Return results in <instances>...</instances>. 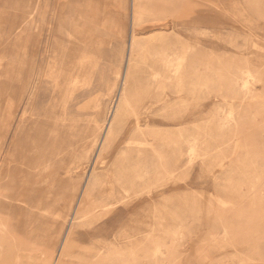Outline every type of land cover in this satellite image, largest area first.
<instances>
[{"label": "rangeland", "instance_id": "374dc122", "mask_svg": "<svg viewBox=\"0 0 264 264\" xmlns=\"http://www.w3.org/2000/svg\"><path fill=\"white\" fill-rule=\"evenodd\" d=\"M0 264H264V0H0Z\"/></svg>", "mask_w": 264, "mask_h": 264}, {"label": "bare ground", "instance_id": "6f19581e", "mask_svg": "<svg viewBox=\"0 0 264 264\" xmlns=\"http://www.w3.org/2000/svg\"><path fill=\"white\" fill-rule=\"evenodd\" d=\"M101 22H102V25L99 28V30L101 32H104V33H107V34H112V33H118L119 32L118 28H115L114 26H112V22L108 21L107 19H105V20L102 19ZM136 45H138V44H136ZM72 94L73 93L65 94V95L63 94L62 97L59 98L58 105H59V108H60L63 116H66L68 114V108L70 106V101H71ZM125 94L126 93H125V89H124V91L122 93V97L123 98L125 97ZM83 95L84 94H80V96L78 97V100H77L76 103H79L81 100L84 99ZM123 98H122V100H123ZM98 106H99V103H97V101L95 102V100H92L89 103H85V104L81 105L80 107L77 108V110L80 112L81 115L85 116V115H89V114L93 113ZM94 182H95V179H92V181L89 184L90 187L88 188V191H90V189L92 187V184H94ZM103 189H105V187ZM103 189L101 191H103ZM104 195H105V200L108 201V203H113V202L116 203L120 199V196L118 195L117 192H115L113 194H108V191H107L106 194H104ZM120 211L121 210L118 209L117 211H114L113 213H111V214H113V216L111 217L112 221H111V223H109L108 227L104 225L105 227L102 226V227H100L98 229V232L101 235L106 234L105 233V232H107L106 229L110 228V229L113 230V228L117 225V223H118L117 221L121 217ZM122 223H124V222H122ZM124 236H123L122 227L118 226V228L115 229L114 236H113V238L110 241L105 239V238L98 239L97 243L93 244L91 247H89L86 250L90 249V251H92V250L93 251H102V250H105V249H116L120 245L121 240L123 239Z\"/></svg>", "mask_w": 264, "mask_h": 264}, {"label": "crops", "instance_id": "0c3cea01", "mask_svg": "<svg viewBox=\"0 0 264 264\" xmlns=\"http://www.w3.org/2000/svg\"><path fill=\"white\" fill-rule=\"evenodd\" d=\"M67 29L68 28L56 27V29H55V36H54L55 37V43L56 44H58V45H61L62 44L63 38H64L63 35L66 34ZM55 54H57V53H55ZM54 80L52 78H51V80L49 79V81H51V82H53ZM58 98H61V96L59 95ZM87 118L88 117H83V120H85ZM86 125H88V124H86Z\"/></svg>", "mask_w": 264, "mask_h": 264}]
</instances>
